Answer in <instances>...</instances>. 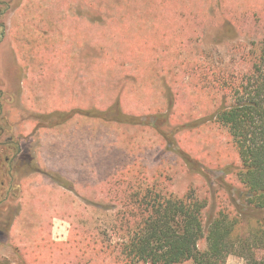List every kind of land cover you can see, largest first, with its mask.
I'll return each mask as SVG.
<instances>
[{
  "label": "rangeland",
  "instance_id": "374dc122",
  "mask_svg": "<svg viewBox=\"0 0 264 264\" xmlns=\"http://www.w3.org/2000/svg\"><path fill=\"white\" fill-rule=\"evenodd\" d=\"M12 2L24 21L5 34L27 88L3 95L2 116L25 121L19 140L38 168L0 234V264H120L121 213L143 181L204 203L199 249L220 213L246 235L256 223L238 151L214 120L225 90L212 75L250 69L247 53L264 48V0ZM13 132L6 125L2 141Z\"/></svg>",
  "mask_w": 264,
  "mask_h": 264
},
{
  "label": "trees",
  "instance_id": "16d2710c",
  "mask_svg": "<svg viewBox=\"0 0 264 264\" xmlns=\"http://www.w3.org/2000/svg\"><path fill=\"white\" fill-rule=\"evenodd\" d=\"M7 8L0 0V17ZM1 32L0 22V36ZM253 53L249 70L225 75L214 70L212 76L225 90L214 120L227 128L238 151L241 168L237 176L250 209L247 222L256 224L239 236L235 234L238 221L220 213L208 225L206 247L201 250L198 241L205 234L204 203L192 194L175 196L161 192L158 182L143 181L132 188L121 213L120 229L125 227L126 238L117 250L120 264H226L232 253L244 256L246 264H264V48L247 55ZM13 147L6 141L0 144L5 150L0 154V205L9 194H15L16 184L10 177Z\"/></svg>",
  "mask_w": 264,
  "mask_h": 264
},
{
  "label": "crops",
  "instance_id": "0c3cea01",
  "mask_svg": "<svg viewBox=\"0 0 264 264\" xmlns=\"http://www.w3.org/2000/svg\"><path fill=\"white\" fill-rule=\"evenodd\" d=\"M0 20L5 24L6 26V30L10 31L12 30L10 27L12 26L14 28V30L16 28H18V26L20 25L21 21L24 19L19 15L18 12L13 11V12H8L6 11L1 17ZM7 34H5L4 39L1 41L0 43V81H1V86L4 90V92H6V90L10 91H14L13 90V83L12 81H8L7 83L4 82V77H3V70L5 69V60H7L8 57V63L9 65H13L16 68H21L22 66L16 61V57H15V48L13 49L12 47H10V45H8V40L6 39ZM11 48L13 50V59L10 61V54H11ZM20 79V81H19ZM16 81V85L20 86L19 89L21 90V92H26V85L23 84V80H22V76ZM17 111H20V109H22L23 111L25 110L24 107H16L14 108ZM15 116L18 118L20 116V114L17 112L15 114ZM8 120H10L8 118ZM10 122V121H9ZM8 122V124H9ZM15 122H13L12 124H14ZM11 124V122H10ZM10 136V135H9ZM17 139L14 138V141H16ZM13 145V144H12ZM14 147V151L13 153H11L12 155L15 154L13 163H14V167H11V173H10V177L12 178L13 182L16 184V188H15V194H9L6 199L4 200L3 207L1 209H4V211H7V217L6 219H2L0 218V234H5V232L9 231L10 227L13 226L14 222L16 223L17 221L16 218L19 216V214H21V204L20 199L21 196H23L22 192H23V180L27 177V175L31 174V173H36L38 166L36 165V157L35 155H32L31 152H27L24 150L23 148V144L22 142H20V145H17L16 143H14L13 145ZM20 148V153H17V149ZM43 148V147H42ZM16 150V151H15ZM41 150V147H40ZM9 153V151H8ZM10 154V153H9ZM25 195V194H24ZM20 205V206H19ZM10 209V210H9ZM3 211V210H2ZM1 214V212H0ZM3 228H6L7 230L4 232V230L2 231ZM12 229V227H11ZM4 232V233H2ZM10 232V231H9ZM8 232V234H9Z\"/></svg>",
  "mask_w": 264,
  "mask_h": 264
},
{
  "label": "flooded vegetation",
  "instance_id": "af4514ba",
  "mask_svg": "<svg viewBox=\"0 0 264 264\" xmlns=\"http://www.w3.org/2000/svg\"><path fill=\"white\" fill-rule=\"evenodd\" d=\"M3 1H5L7 4H8V7L9 8H7L5 11H4V13L6 12V11H9L10 10V5H11V2H12V0H3ZM13 3V2H12ZM3 13V14H4ZM0 22H1V25H2V32H1V36H0V43H1V41L4 39V37H5V31H6V26H5V24L0 20ZM8 69H9V78H8V76H7V78H8V81H12V82H14L13 83V92H18V93H21V90L19 89V87L20 86H17L15 83H16V81L22 76V73H23V71H22V68H16V67H14L13 65H10L9 67H8ZM5 72V70H3V73ZM19 81H20V79H19ZM9 94V98H7V100H12V101H14L15 100V97H13V96H11V94H12V92H11V90L10 91H8V90H6V92H4V90H3V88H2V86H1V81H0V116H2V104H1V98L3 97V95L4 94ZM7 94V95H8ZM24 112H27V111H24ZM21 117V115L18 117V118H20ZM24 119V118H23ZM22 120V119H21ZM29 121V120H28ZM8 122H9V120H8V118L7 117H5L4 118V116H2V118H0V144L1 143H3V141H2V139L1 138H3V136H4V134H5V126L7 125V128H8V130H11V131H18V136H17V140L16 141H14V137H13V135H10L9 137H7V139H6V142L7 143H11V144H13L14 145V143H16L17 145H20V140L21 139H25V137H24V133H23V131H21V129H22V125L24 124V122H23V124H21V122H18V121H16L14 124L15 125H13L12 123L10 124H8ZM30 122V121H29ZM5 123H6V125H5ZM34 129H35V127H34ZM34 129H32V130H34ZM13 132V133H14ZM20 139V140H19ZM16 151V150H15ZM5 152V150H1L0 149V154L1 153H4ZM21 151H20V148H18L17 149V155H18V153H20ZM13 163V162H12ZM0 166H2V168H3V161H2V159H1V157H0ZM13 166H14V163H13ZM8 169V168H7Z\"/></svg>",
  "mask_w": 264,
  "mask_h": 264
}]
</instances>
